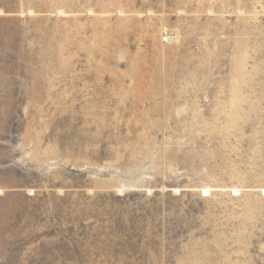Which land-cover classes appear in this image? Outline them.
Wrapping results in <instances>:
<instances>
[{"label": "rangeland", "instance_id": "374dc122", "mask_svg": "<svg viewBox=\"0 0 264 264\" xmlns=\"http://www.w3.org/2000/svg\"><path fill=\"white\" fill-rule=\"evenodd\" d=\"M0 264H264V0H0Z\"/></svg>", "mask_w": 264, "mask_h": 264}, {"label": "built area", "instance_id": "2783aa9c", "mask_svg": "<svg viewBox=\"0 0 264 264\" xmlns=\"http://www.w3.org/2000/svg\"><path fill=\"white\" fill-rule=\"evenodd\" d=\"M172 31L165 28V30L163 31V41L164 42H169L170 40H172Z\"/></svg>", "mask_w": 264, "mask_h": 264}, {"label": "bare ground", "instance_id": "6f19581e", "mask_svg": "<svg viewBox=\"0 0 264 264\" xmlns=\"http://www.w3.org/2000/svg\"><path fill=\"white\" fill-rule=\"evenodd\" d=\"M172 39V38H171Z\"/></svg>", "mask_w": 264, "mask_h": 264}]
</instances>
